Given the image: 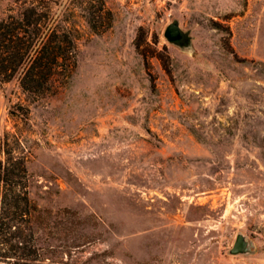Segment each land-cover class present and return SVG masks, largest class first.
I'll return each instance as SVG.
<instances>
[{"label":"rangeland","instance_id":"rangeland-1","mask_svg":"<svg viewBox=\"0 0 264 264\" xmlns=\"http://www.w3.org/2000/svg\"><path fill=\"white\" fill-rule=\"evenodd\" d=\"M31 1L0 0V19ZM103 1L96 31L87 0H34L76 28V63L37 97L0 79V159L19 138L29 196L58 221L41 243L78 237L72 264H264V0ZM174 19L188 46L163 35ZM238 232L250 250L233 254Z\"/></svg>","mask_w":264,"mask_h":264},{"label":"trees","instance_id":"trees-1","mask_svg":"<svg viewBox=\"0 0 264 264\" xmlns=\"http://www.w3.org/2000/svg\"><path fill=\"white\" fill-rule=\"evenodd\" d=\"M84 6L85 18L92 29L104 30L111 24V11L100 0L94 9L92 0ZM88 5V6H87ZM103 9V12H102ZM41 11L33 1L24 6L18 18L0 19V79L9 80L20 72L19 84L29 95L41 96L50 87L53 75L65 69L70 73L76 63V28L62 23L61 18ZM13 113L25 115L28 108L15 105ZM0 159V264H72L71 257L81 245L78 237L59 250L63 254H48L50 245H43L42 233H49L58 221L48 220L50 210L37 207L29 196V174L26 155L20 150V140L8 135L2 141ZM63 213L73 216L72 225L82 222L75 211L64 207ZM58 252V251H57Z\"/></svg>","mask_w":264,"mask_h":264},{"label":"water","instance_id":"water-1","mask_svg":"<svg viewBox=\"0 0 264 264\" xmlns=\"http://www.w3.org/2000/svg\"><path fill=\"white\" fill-rule=\"evenodd\" d=\"M163 35L165 38L175 44L181 46H188L190 42V36L187 30L183 29L179 22L174 19L168 22L164 28ZM250 250L249 240L242 232H238L235 235L233 243L229 248V252L233 254L246 253Z\"/></svg>","mask_w":264,"mask_h":264}]
</instances>
